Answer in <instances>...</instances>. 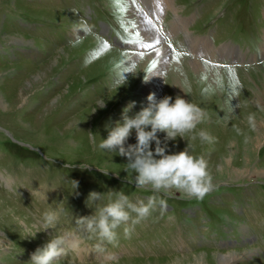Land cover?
Listing matches in <instances>:
<instances>
[{"label": "rangeland", "instance_id": "374dc122", "mask_svg": "<svg viewBox=\"0 0 264 264\" xmlns=\"http://www.w3.org/2000/svg\"><path fill=\"white\" fill-rule=\"evenodd\" d=\"M164 1L0 0V264H27L51 234L79 240L59 264H264V129L257 135L247 121L262 115L264 0H169L163 10ZM173 10L185 32L170 35ZM85 22L91 31L82 30ZM150 40L169 51L170 70L161 68L163 54L148 56ZM207 40L216 49L208 55ZM188 60L209 72L193 73ZM185 79L189 95L176 86ZM149 92L207 109L210 119L198 128L215 141L177 137L168 150L187 145L203 155L213 187L203 196L155 193L164 206L130 232L122 224L115 241L97 248L77 222L93 211L89 191L154 195L129 182L125 157L99 148L105 124L120 120L130 101L129 115L138 111ZM45 185L56 187L48 202L62 200L64 215L52 230L24 238L20 219L31 224L48 206L33 194Z\"/></svg>", "mask_w": 264, "mask_h": 264}, {"label": "clouds", "instance_id": "9594fccd", "mask_svg": "<svg viewBox=\"0 0 264 264\" xmlns=\"http://www.w3.org/2000/svg\"><path fill=\"white\" fill-rule=\"evenodd\" d=\"M82 30L91 31V25L83 23ZM187 84L185 79L180 85H172L189 95L190 87ZM135 103L130 101L124 106L120 120L105 124L107 136L100 137L99 148L125 157L128 169L134 173L129 182L137 187L150 188L154 195L132 199L127 193L115 189L89 191L85 203L93 211L89 215L78 216L77 222L85 233L98 239L97 248H101L104 242L115 241L117 229L122 224L125 225V232H130L132 226L149 217L158 205L164 206L165 201L158 199L155 193L171 195L176 192L188 196H203L213 187L208 161L203 155H194L187 145L178 152L168 150V142H174L177 137L192 140L199 138L201 142L209 144L215 141L216 138L206 128H198V125L210 119L209 112L202 103L179 94L158 98L155 92H149L146 103L129 115ZM104 105L105 101H101L98 107ZM255 120V114L249 113V126L255 127ZM89 132L90 139L95 144V135L91 134L92 131ZM158 133H163V137ZM133 135L135 141L130 143L129 138ZM88 165L79 163L78 167L84 169ZM70 180L72 193L79 195L76 191L78 181ZM53 189L56 187L51 185L35 187L33 194H38L48 206L33 216L31 224L20 219L24 238H34L38 232L52 230L64 215L62 200H56L55 205L48 202L47 193ZM78 247L77 239L68 241L63 234H51L43 246H38L30 254L27 264H59L62 258ZM108 259L112 260L114 257L109 255Z\"/></svg>", "mask_w": 264, "mask_h": 264}, {"label": "bare ground", "instance_id": "6f19581e", "mask_svg": "<svg viewBox=\"0 0 264 264\" xmlns=\"http://www.w3.org/2000/svg\"><path fill=\"white\" fill-rule=\"evenodd\" d=\"M145 4H146V2L147 1H143ZM168 4H169V0H166V1H164V2H162V3H160V5L162 6V8H163V10H165L166 8H167V6H168ZM147 6L149 7L150 5L149 4H147ZM175 9V8H174ZM136 11V10H135ZM173 12H174V10H173ZM174 15H175V18H174V21L172 22V25H170L171 26V28L169 29V32L167 31V33L168 34H170V35H172V34H175V33H177L178 31H181L182 29H184L183 28V26L182 25H178V23H177V19L179 18V16H177V14H175V12H174ZM159 18V17H158ZM160 19H161V16H160ZM160 19H158V20H160ZM144 25H145V28H146V30H147V32H148V34H149V37L150 38H153V33L151 32V30H150V28L148 27V24H147V21H145L144 22ZM187 28V27H186ZM182 31H184V30H182ZM185 32V31H184ZM140 34V33H139ZM161 34H163V33H161ZM192 38H194V37H192ZM203 39H199V42H201ZM204 41V40H203ZM104 45V44H103ZM193 45V44H192ZM149 46H150V48H152V50H153V52L151 53L150 52V54L148 55V56H155V55H160V54H163V56L164 57H162L161 58V60H160V64H161V68H164V69H168L169 68V70L172 68V65H170V61H171V58H172V56L169 54V51L168 50H166L165 48H163L162 46H160L159 45V43L157 42V41H153V40H150V43H149ZM200 51L202 52V53H204V51L201 49L202 48V43L200 44ZM196 48V47H195ZM194 48V49H195ZM208 48V51H206V55H208V54H211V52L212 51H214V50H216V49H214V47L211 45V43L210 42H208V40H207V43H206V48L205 49H207ZM238 48V47H237ZM239 50H240V48H238ZM139 50V49H138ZM110 51H112L113 53H119L118 51H114L113 49H111ZM238 53V52H237ZM238 55L240 56V53H238ZM148 58V57H147ZM146 58V59H147ZM262 58H264V56H262ZM148 59H152V57L150 58H148ZM187 63H188V65L193 69V70H191L193 73H195V74H204V72L206 73V72H209V70L208 69H206L204 66H202L201 65V63L199 62V61H197V60H188L187 61ZM263 64V63H262ZM262 66V65H261ZM261 66H259V67H261ZM160 67V66H159ZM188 67V66H187ZM258 67V68H259ZM263 67V66H262ZM214 72V71H213ZM157 74H158V72H157ZM252 85H254L255 87H257V85L255 84V83H252ZM170 86V85H169ZM261 87L263 88V91H262V93H263V97L262 98H257L256 99V102H257V104L260 106V109L259 110H261V112H262V115H263V117L261 118V116H256V118L258 119V122H257V124H256V126L255 127H257V135L258 134H260L259 133V129L260 128H262V129H264V85H261ZM174 94H175V92H174ZM3 107V106H2ZM6 112V111H5ZM263 141H264V139H263ZM258 142H260V141H258ZM256 146V145H255ZM257 147V146H256ZM253 150H254V148H253ZM3 178V177H2ZM9 181V180H8ZM243 230H244V228H243ZM254 251V250H253ZM256 253V252H255Z\"/></svg>", "mask_w": 264, "mask_h": 264}, {"label": "crops", "instance_id": "0c3cea01", "mask_svg": "<svg viewBox=\"0 0 264 264\" xmlns=\"http://www.w3.org/2000/svg\"><path fill=\"white\" fill-rule=\"evenodd\" d=\"M0 36H1V22H0ZM8 37H11V35H7ZM0 41H1V38H0ZM0 49H1V44H0ZM138 49V48H137ZM1 54H0V61H1ZM1 64H2V62H0ZM1 120V119H0ZM239 247H240V245H239ZM263 253H264V251H263Z\"/></svg>", "mask_w": 264, "mask_h": 264}, {"label": "snow or ice", "instance_id": "6c2138e0", "mask_svg": "<svg viewBox=\"0 0 264 264\" xmlns=\"http://www.w3.org/2000/svg\"><path fill=\"white\" fill-rule=\"evenodd\" d=\"M105 46H107V44H105Z\"/></svg>", "mask_w": 264, "mask_h": 264}]
</instances>
